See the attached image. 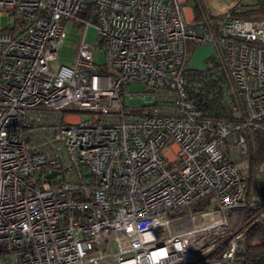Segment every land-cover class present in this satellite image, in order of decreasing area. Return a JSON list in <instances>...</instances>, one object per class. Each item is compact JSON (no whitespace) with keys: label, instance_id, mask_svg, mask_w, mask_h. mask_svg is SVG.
Segmentation results:
<instances>
[{"label":"built area","instance_id":"2783aa9c","mask_svg":"<svg viewBox=\"0 0 264 264\" xmlns=\"http://www.w3.org/2000/svg\"><path fill=\"white\" fill-rule=\"evenodd\" d=\"M183 3L0 0V264H232L264 221L246 137L264 130V16L240 17L237 0L190 21ZM68 23L75 54L52 70ZM193 44L217 52L203 73L229 75L221 116L201 108L210 93L192 98Z\"/></svg>","mask_w":264,"mask_h":264},{"label":"trees","instance_id":"16d2710c","mask_svg":"<svg viewBox=\"0 0 264 264\" xmlns=\"http://www.w3.org/2000/svg\"><path fill=\"white\" fill-rule=\"evenodd\" d=\"M191 2L195 20L205 18L207 15V6H204L201 0H186ZM241 11L236 13L243 18H256L264 16V0H256L254 4L245 5ZM206 8V9H205ZM193 47V46H192ZM212 57L209 56L205 60L208 64ZM206 64V65H207ZM189 76L196 81H199V87L196 91L192 92V98L201 100L204 93H210V99L201 103V108L208 114L221 116L225 112V107L221 98L224 96L222 90L218 87L217 78L226 83V86L230 85V78L225 70L221 66L213 65V67H207L208 73H203V69L188 68ZM197 71V72H196ZM207 80V81H206ZM206 81V82H205ZM223 100V99H222ZM225 102V100H223ZM247 147L249 153V176H248V188L252 190L253 194L257 193V189L254 187V180L257 170L262 162H264V130H255L250 133H246ZM192 202L190 205H193ZM207 206L205 199L197 200L194 207L203 208ZM223 249L221 246L217 251L211 253L209 257L218 255ZM236 255L242 257V264H264V221L255 222L247 229L245 239L242 246L238 247ZM194 264H205V262L199 261Z\"/></svg>","mask_w":264,"mask_h":264},{"label":"rangeland","instance_id":"374dc122","mask_svg":"<svg viewBox=\"0 0 264 264\" xmlns=\"http://www.w3.org/2000/svg\"><path fill=\"white\" fill-rule=\"evenodd\" d=\"M204 4V6H207V8L212 11L213 13H220L224 11L226 8L231 6L234 2L237 0H201ZM256 0H242L243 6L247 7L245 5L254 4ZM206 9V8H205ZM7 24V19L2 16L0 18V25L4 26ZM84 34H85V41L87 43H90L94 46L93 48V59L96 63L102 64L104 63V53L100 46L97 44V32L93 25H87L86 28H84ZM66 30H67V36L65 38L63 46L59 49L58 55L56 60H53L50 62V68L52 70H56L57 66L60 64H69L71 62V59L73 55L75 54V46L77 43V27L73 25L72 23L66 24ZM189 45L187 47V58H188V66L193 67L196 69H202L204 66H206V59L209 55L217 53L215 51V48L213 47V44H199L195 45ZM143 86L136 82H132L129 85V90H143ZM146 94V100H143L142 98H137L135 100H128L127 102L130 104H134L136 107L139 105H142L143 102L149 101V94ZM242 244H240L241 246ZM100 264H116L113 263L111 258L106 257L104 260L101 261ZM232 264H242V257L239 255H236L234 258V261Z\"/></svg>","mask_w":264,"mask_h":264},{"label":"crops","instance_id":"0c3cea01","mask_svg":"<svg viewBox=\"0 0 264 264\" xmlns=\"http://www.w3.org/2000/svg\"><path fill=\"white\" fill-rule=\"evenodd\" d=\"M183 1H184V3H183V5H184V14H185L186 18L188 20H190V21L191 20H195L194 11H193V7H192L191 2H187L186 0H183ZM206 11H210V10L207 9ZM193 47H194V45H193Z\"/></svg>","mask_w":264,"mask_h":264},{"label":"bare ground","instance_id":"6f19581e","mask_svg":"<svg viewBox=\"0 0 264 264\" xmlns=\"http://www.w3.org/2000/svg\"><path fill=\"white\" fill-rule=\"evenodd\" d=\"M208 12H211V11H207V13H208ZM211 13L214 14V16H219L222 12H220V13H213V12H211ZM193 21H197V20H193ZM193 45L195 46V44H193ZM196 46H197V45H196ZM209 56L212 57V56H214V54H211V55H209ZM209 56H208V57H209ZM188 68H193V67H189V66H188V62H187V69H188ZM257 171H258V170H257Z\"/></svg>","mask_w":264,"mask_h":264},{"label":"water","instance_id":"95a60500","mask_svg":"<svg viewBox=\"0 0 264 264\" xmlns=\"http://www.w3.org/2000/svg\"><path fill=\"white\" fill-rule=\"evenodd\" d=\"M53 175V173H51V176Z\"/></svg>","mask_w":264,"mask_h":264}]
</instances>
